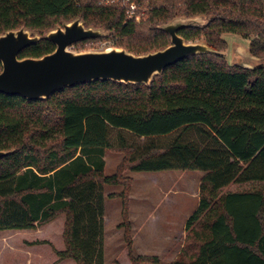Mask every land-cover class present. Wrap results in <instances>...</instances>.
I'll return each mask as SVG.
<instances>
[{
    "label": "trees",
    "instance_id": "trees-1",
    "mask_svg": "<svg viewBox=\"0 0 264 264\" xmlns=\"http://www.w3.org/2000/svg\"><path fill=\"white\" fill-rule=\"evenodd\" d=\"M144 17H129L104 0H0V35L26 28L42 39L18 56L54 51L43 36L80 17L102 28L114 47L142 55L166 48L157 26L173 17L204 15L203 29L178 32L222 52L224 34L249 41L264 60V0H135ZM1 70V64H0ZM106 151L122 154L111 175ZM0 232L34 231L64 218L59 260L104 264V199L121 201L119 227L130 264H160L133 256L125 172L200 171L197 209L179 256L169 264H264V66L229 65L223 55L187 57L150 85L97 81L46 100L0 94ZM121 187L104 196L103 189Z\"/></svg>",
    "mask_w": 264,
    "mask_h": 264
},
{
    "label": "rangeland",
    "instance_id": "rangeland-1",
    "mask_svg": "<svg viewBox=\"0 0 264 264\" xmlns=\"http://www.w3.org/2000/svg\"><path fill=\"white\" fill-rule=\"evenodd\" d=\"M102 39V38H101ZM226 48L222 51L229 65H233L232 54L236 45L248 51L249 41L232 34H224ZM197 41H190L196 43ZM72 52L104 51L114 47L107 40L92 41ZM262 60V59H261ZM263 61V60H262ZM122 154L106 151L104 173L111 175L122 159ZM132 179V214L130 239L133 256H156L160 264L174 261L183 250L188 232L185 224L197 209L199 184L204 176L200 171H163L156 173L125 172ZM121 187L103 189L104 196L119 193ZM141 199H146L147 215L142 213ZM175 204V209L172 205ZM121 201L104 199V264H130L126 257L123 232L119 227ZM64 218L38 227L34 231L0 232V264H74L71 260H59L57 251L64 249L62 240Z\"/></svg>",
    "mask_w": 264,
    "mask_h": 264
},
{
    "label": "water",
    "instance_id": "water-1",
    "mask_svg": "<svg viewBox=\"0 0 264 264\" xmlns=\"http://www.w3.org/2000/svg\"><path fill=\"white\" fill-rule=\"evenodd\" d=\"M210 20L204 15L173 17L157 26L169 35L170 44L162 50L142 55L118 47L92 52L69 51L80 42L108 36L105 29L85 27L80 17L54 26L45 33L43 39L51 42L55 49L40 58H18L24 49L42 39L37 33L23 27L5 32L0 35V94L38 101L66 88L97 81L149 86L154 76L187 57L224 56L204 40L190 43L178 35L184 29H203ZM231 57L233 66L248 70L264 66V60L252 56L249 50L239 45ZM6 155V152H0V158Z\"/></svg>",
    "mask_w": 264,
    "mask_h": 264
},
{
    "label": "built area",
    "instance_id": "built-area-1",
    "mask_svg": "<svg viewBox=\"0 0 264 264\" xmlns=\"http://www.w3.org/2000/svg\"><path fill=\"white\" fill-rule=\"evenodd\" d=\"M104 3L120 5L122 8L126 10V13L129 17H133V16L144 17L146 13V10L141 8V5L137 4L135 0H104Z\"/></svg>",
    "mask_w": 264,
    "mask_h": 264
},
{
    "label": "crops",
    "instance_id": "crops-1",
    "mask_svg": "<svg viewBox=\"0 0 264 264\" xmlns=\"http://www.w3.org/2000/svg\"><path fill=\"white\" fill-rule=\"evenodd\" d=\"M134 200V196L132 195V194H130V197H129V214L131 215L132 214V210H133V208H132V201ZM140 205H136V206H138V207H140L139 209H141L142 210V213L144 214V215H147V208H148V204H147V201H146V199H141V201H140V203H139ZM170 205H172V207H174L175 206V204H170ZM176 207V206H175ZM175 207L174 208H172V209H175Z\"/></svg>",
    "mask_w": 264,
    "mask_h": 264
}]
</instances>
